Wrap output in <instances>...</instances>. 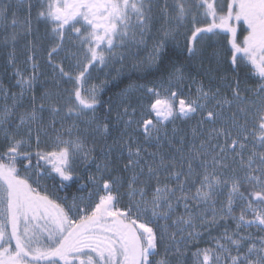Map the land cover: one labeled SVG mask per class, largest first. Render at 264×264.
Returning <instances> with one entry per match:
<instances>
[{
    "label": "snow or ice",
    "instance_id": "6c2138e0",
    "mask_svg": "<svg viewBox=\"0 0 264 264\" xmlns=\"http://www.w3.org/2000/svg\"><path fill=\"white\" fill-rule=\"evenodd\" d=\"M0 55V264H264V0H0Z\"/></svg>",
    "mask_w": 264,
    "mask_h": 264
},
{
    "label": "rangeland",
    "instance_id": "374dc122",
    "mask_svg": "<svg viewBox=\"0 0 264 264\" xmlns=\"http://www.w3.org/2000/svg\"><path fill=\"white\" fill-rule=\"evenodd\" d=\"M33 27L34 29H37L38 28V32H34V36H39V37H43L44 36V25L43 24H39L37 25L36 24V21H35V12H33ZM42 43L44 44V46H47V42L46 41H42ZM21 44H23V41L21 42ZM176 44H179V47L180 48H183L184 47V44H185V38H184V35L181 34L177 41H176ZM150 47L148 49H143L141 48V50L137 51L136 49H133V53L139 57V59H146L147 56H148V53L150 52ZM20 65L19 67L21 68V70H26L27 71V74H31V68H30V65H25L24 64V57L23 55H21L20 57ZM135 62V60L133 59H129L128 61L125 62V73L127 74L130 70H131V66L132 64ZM39 63H40V75H41V84L38 85V92L37 94H39V91L41 90L43 84H47L49 87L52 86L53 84V73H52V68L50 66H48V63H47V56L46 54H43L41 55L40 57V60H39ZM206 66H208L206 64ZM116 67L119 68L120 65L119 64H116ZM211 67L215 68L216 65H215V62L213 65H211ZM108 70H105V71H93L92 74H91V80H90V83H95V84H100L102 81H104L105 79V74ZM115 73H113L114 75ZM0 82H2L3 86L5 87H8V86H13L12 90L13 91H18V88H15L14 85H15V81L14 79L12 78V71L9 69L8 71H5V66H4V57L3 55H0ZM111 85H108V87L105 88V90L107 88H109ZM62 87H70V85H67V84H63ZM195 89V86L193 85L192 86V90L194 91ZM104 90V92H105ZM102 92L101 95L104 93ZM178 124L180 122H177ZM193 124L195 123V121L192 122ZM185 127V130L186 131H189L190 132V129L187 127V126H184ZM171 128V127H169ZM42 147L44 146L43 142H42ZM124 154H127V152L125 151ZM47 183V182H46ZM48 187L50 189V186H49V182H48ZM182 208V207H181ZM238 213H239V209H237ZM239 215V214H238Z\"/></svg>",
    "mask_w": 264,
    "mask_h": 264
},
{
    "label": "trees",
    "instance_id": "16d2710c",
    "mask_svg": "<svg viewBox=\"0 0 264 264\" xmlns=\"http://www.w3.org/2000/svg\"><path fill=\"white\" fill-rule=\"evenodd\" d=\"M150 79H152V77H150ZM140 83H143L144 81H139ZM125 85L124 84H122L121 86H120V88H122V87H124ZM120 88H116V87H112V86H110L109 88H107L106 90H105V92L102 94V98L104 99V100H108L109 98H111L112 100H113V102H116V93H118L119 91H120ZM103 109H101V111L98 113V115H103ZM169 127H171V125H169ZM116 135H118V133H115ZM109 143H111V140L109 141ZM125 156L127 155V154H124ZM122 166V165H121ZM81 171H83V169L81 168L80 169ZM92 171H95V169L93 168L92 169ZM49 182V186H50V191L51 192H53V194L54 195H58V196H60V197H63V196H65V195H67L68 197H71L72 196V194L73 193H75L76 192V188L75 187H73V188H71L70 190H68V191H59V192H55V190H54V188H53V182H51V181H48ZM77 187H78V185H77ZM77 194H79V193H77ZM179 211L180 212H183L184 211V209L183 208H180L179 209ZM239 213H238V211L236 212V215H238ZM250 231H252V232H256V229L255 228H253V229H251ZM215 234V233H214ZM210 244H211V240L209 239L207 242H202L200 245H199V247H201V248H204V247H208V246H210ZM192 251L194 252L195 251V248H193L192 249ZM193 257L191 256V253H189V264H193Z\"/></svg>",
    "mask_w": 264,
    "mask_h": 264
},
{
    "label": "flooded vegetation",
    "instance_id": "af4514ba",
    "mask_svg": "<svg viewBox=\"0 0 264 264\" xmlns=\"http://www.w3.org/2000/svg\"><path fill=\"white\" fill-rule=\"evenodd\" d=\"M241 24H242V22H241ZM245 28H246V26H244ZM243 31V29H241V28H239L238 27V32H242ZM244 34H246V32H244ZM223 35L224 34H222V37H223ZM242 38V37H241ZM173 46H174V50H172V51H170V53L171 54H174V56H173V58L174 59H178V62L179 63H184L185 61H184V56L183 55H181V53H180V49H182V48H180L179 47V44H176V43H174V44H172ZM220 45H226V39H221L220 40ZM220 45H218L217 43H216V38H214L211 42H210V46L208 47V56H211V52L214 50V48L215 47H218V46H220ZM184 55H186V53L184 54ZM214 62L215 61H212V63H211V65H213L214 64ZM221 75H226L227 77H228V79L229 80H231L232 79V73H231V71L228 69V66H227V64H225V66H224V70L221 72ZM197 79H200L199 77H196ZM241 81H242V87L244 86V74L243 73H241ZM248 86H252V84L254 83V80H249L248 82ZM47 184H48V181H47ZM50 190V189H49ZM51 192V191H50Z\"/></svg>",
    "mask_w": 264,
    "mask_h": 264
},
{
    "label": "bare ground",
    "instance_id": "6f19581e",
    "mask_svg": "<svg viewBox=\"0 0 264 264\" xmlns=\"http://www.w3.org/2000/svg\"><path fill=\"white\" fill-rule=\"evenodd\" d=\"M174 50V46L172 45V43L169 44V51Z\"/></svg>",
    "mask_w": 264,
    "mask_h": 264
}]
</instances>
